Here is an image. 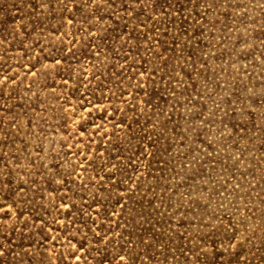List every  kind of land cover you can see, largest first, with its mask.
I'll return each mask as SVG.
<instances>
[{
    "label": "rangeland",
    "instance_id": "obj_1",
    "mask_svg": "<svg viewBox=\"0 0 264 264\" xmlns=\"http://www.w3.org/2000/svg\"><path fill=\"white\" fill-rule=\"evenodd\" d=\"M0 264H264V0H0Z\"/></svg>",
    "mask_w": 264,
    "mask_h": 264
}]
</instances>
